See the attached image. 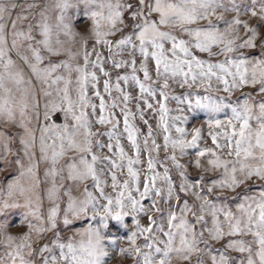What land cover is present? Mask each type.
Returning a JSON list of instances; mask_svg holds the SVG:
<instances>
[{
    "label": "clouds",
    "instance_id": "1",
    "mask_svg": "<svg viewBox=\"0 0 264 264\" xmlns=\"http://www.w3.org/2000/svg\"><path fill=\"white\" fill-rule=\"evenodd\" d=\"M0 264H264V0H0Z\"/></svg>",
    "mask_w": 264,
    "mask_h": 264
},
{
    "label": "rangeland",
    "instance_id": "2",
    "mask_svg": "<svg viewBox=\"0 0 264 264\" xmlns=\"http://www.w3.org/2000/svg\"><path fill=\"white\" fill-rule=\"evenodd\" d=\"M122 234L126 235V233H122Z\"/></svg>",
    "mask_w": 264,
    "mask_h": 264
}]
</instances>
